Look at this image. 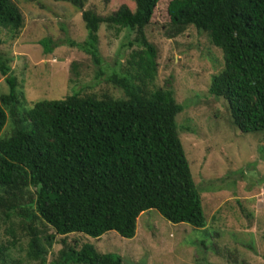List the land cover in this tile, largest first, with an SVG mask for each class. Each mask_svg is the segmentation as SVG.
Masks as SVG:
<instances>
[{
	"label": "trees",
	"instance_id": "16d2710c",
	"mask_svg": "<svg viewBox=\"0 0 264 264\" xmlns=\"http://www.w3.org/2000/svg\"><path fill=\"white\" fill-rule=\"evenodd\" d=\"M14 1L0 0V44L3 31L12 41L25 26L22 6ZM65 1L81 11L86 31L84 41L65 43L95 65L103 24L135 31L138 49L122 71L98 70L97 78L104 75L121 97L74 92L29 109L17 108L18 80L0 55V75L9 87L0 95V207L24 212L63 237L54 264H122L120 256L98 252L88 237L115 232L132 239L137 218L151 210L173 224L201 229L207 223L177 131L184 107L170 89L154 85L157 50L144 29L161 0H102L112 9L107 15L95 5L86 8L89 0ZM166 1L167 37L193 27L221 53L222 67L211 76L208 93L226 102L240 132H264V0ZM54 42L46 36L39 43L51 54ZM31 193L24 209L7 206ZM69 235L76 237L72 245ZM52 239L33 234L28 247L34 260L45 264L48 250L41 242L51 247ZM6 255L0 241V262Z\"/></svg>",
	"mask_w": 264,
	"mask_h": 264
},
{
	"label": "rangeland",
	"instance_id": "374dc122",
	"mask_svg": "<svg viewBox=\"0 0 264 264\" xmlns=\"http://www.w3.org/2000/svg\"><path fill=\"white\" fill-rule=\"evenodd\" d=\"M14 2L22 6L25 26L12 41L6 31L1 33L0 55L9 59L18 80V109L74 92L121 97L104 75L97 78L98 70L109 75L127 67L130 53L138 49L135 31L103 24L98 33L101 61L95 65L87 54L65 43L86 38L79 9L65 0ZM92 5L101 15L112 12L102 0H89L86 8ZM166 6L167 1L161 0L144 33L157 50L155 87L170 89L184 107L176 118L177 131L200 189L206 227L173 224L151 210L137 218L132 239L107 232L99 239L88 237V241L100 253L120 256L122 264H264V132H240L226 102L208 93L211 76L222 67L221 53L205 33L193 27L167 37ZM46 36L58 45L51 54H45L39 43ZM8 92L5 77L0 75V95ZM32 196L25 194L19 203L10 201L7 206L15 203L24 209ZM248 212L251 216L246 217ZM34 233L47 240L54 235L51 247L41 242L48 250L45 264H54L63 237L40 220H29L24 212L0 207V241L7 254L6 263L0 264L11 259L41 264L29 253ZM75 238L69 235L66 242L72 245Z\"/></svg>",
	"mask_w": 264,
	"mask_h": 264
}]
</instances>
